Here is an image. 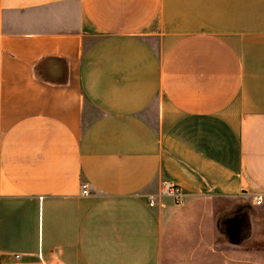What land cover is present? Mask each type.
I'll list each match as a JSON object with an SVG mask.
<instances>
[{
	"label": "crops",
	"instance_id": "obj_1",
	"mask_svg": "<svg viewBox=\"0 0 264 264\" xmlns=\"http://www.w3.org/2000/svg\"><path fill=\"white\" fill-rule=\"evenodd\" d=\"M256 194L264 0H0V264H264Z\"/></svg>",
	"mask_w": 264,
	"mask_h": 264
},
{
	"label": "built area",
	"instance_id": "obj_2",
	"mask_svg": "<svg viewBox=\"0 0 264 264\" xmlns=\"http://www.w3.org/2000/svg\"><path fill=\"white\" fill-rule=\"evenodd\" d=\"M82 193L89 194V185L87 182L82 183L81 185ZM160 194L170 197H174L177 202H182L184 194L181 187L172 180H163L160 184ZM150 203H152L151 197L149 198ZM253 201L256 205H264V194H256L253 197Z\"/></svg>",
	"mask_w": 264,
	"mask_h": 264
},
{
	"label": "rangeland",
	"instance_id": "obj_3",
	"mask_svg": "<svg viewBox=\"0 0 264 264\" xmlns=\"http://www.w3.org/2000/svg\"><path fill=\"white\" fill-rule=\"evenodd\" d=\"M256 242L259 243L261 250H264V237L260 241H256Z\"/></svg>",
	"mask_w": 264,
	"mask_h": 264
}]
</instances>
